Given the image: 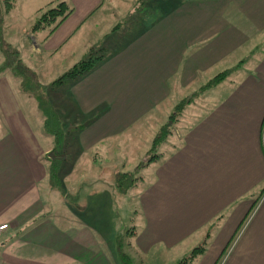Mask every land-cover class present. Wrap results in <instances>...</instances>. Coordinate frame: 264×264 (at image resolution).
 Segmentation results:
<instances>
[{"label":"crops","instance_id":"0c3cea01","mask_svg":"<svg viewBox=\"0 0 264 264\" xmlns=\"http://www.w3.org/2000/svg\"><path fill=\"white\" fill-rule=\"evenodd\" d=\"M62 1L71 11L35 33L37 56H65L54 63L64 72L97 58L65 82L84 121L77 153L138 171L129 190H111H133L137 207L104 208L103 189L89 188L84 208L66 193L48 208L53 149L19 123L0 128V264H180L201 245L187 264H264V0H15L7 24H33ZM124 214L140 224L120 225Z\"/></svg>","mask_w":264,"mask_h":264},{"label":"rangeland","instance_id":"374dc122","mask_svg":"<svg viewBox=\"0 0 264 264\" xmlns=\"http://www.w3.org/2000/svg\"><path fill=\"white\" fill-rule=\"evenodd\" d=\"M9 1H12V4L0 3L3 13V18H0V128L7 127L10 133L13 134L15 130L13 124L19 123L23 128L32 129L29 130L31 139L35 138L36 141L39 139L40 145H43L44 138L46 148L53 149L52 152L47 155V159H50V164L55 163L57 167H52L51 165V168H56V176L60 173L63 178L65 177L68 181L65 186L64 184L59 185V180L54 179L55 176L53 177L51 175V182L46 185L47 192H50V194L55 193V196L53 199L47 201L48 208H55L59 205L60 200L58 193H61V196L63 193H66L67 197L65 201L68 205L72 204L75 208H84L83 204L93 202L87 200V197H85V192L89 188L88 192H97L99 191L98 189H103L101 191L105 194L99 196H101V199L104 196V208H110L111 210L121 208L128 212L129 208L137 207V201L133 198L135 197L133 190L127 195L111 193L112 188H115V190L117 189V191L120 189L119 186L115 185H117V183L119 184L120 177H123L121 172L124 170L122 168L124 161L117 162L116 158H111L110 156H104L103 158L102 156L97 157L98 154L95 153H88L92 156L96 155L94 161L86 162L84 157L80 158L81 154L77 153V132L74 130V125L78 124L84 126V121L79 117L75 120V117H73L74 110L69 108V85L67 83H54V81L60 78L64 73V71L56 70V64L54 63L63 60L65 56L47 55L45 50H42L44 55L40 57L37 56L40 43H38L39 35L35 34L39 29H34L36 22L25 25H10L9 22L7 24L6 16L9 7L13 5L15 0ZM57 5L46 6L41 11L40 17L44 12H47ZM18 9H21L19 2ZM50 26L53 27L54 24ZM9 30L11 33H8V37L10 41L14 42L12 44L15 45L13 47H15V55L18 56L17 58L19 61H16L17 59L14 60L12 54L10 55V50L8 51L6 49V44H10L6 37ZM47 36L48 35H46V38ZM243 74V72H239L236 75L240 77ZM46 110L53 112V116L51 117L54 124L56 120H61L62 130L65 133V142H63V145L66 143V154L67 151H73L71 156L68 154V157L66 156L64 158L65 155H61V151L63 150L56 148V138L47 130L46 121L49 117L46 114ZM7 113L17 115L19 119H15L14 121L6 120ZM2 131L3 130L0 129V133H2ZM152 155L153 151L145 153V159L142 161H146L148 158H151ZM58 157L62 158V165L60 167L58 163L54 161V159ZM73 176L76 178L80 177V179L89 176L95 178V181L88 185L70 183L69 178ZM122 181L124 182V179H122ZM146 181L148 183V180ZM144 185V182L142 183L140 181L138 183V186ZM81 187L82 189L80 190ZM75 191L79 193L76 194ZM94 197V202L98 203V196ZM115 218L119 220L118 222L120 225H125L127 223L129 225L130 223L133 225L140 224L139 217L134 216V214L132 216H125L124 214ZM238 235L239 233L236 238Z\"/></svg>","mask_w":264,"mask_h":264},{"label":"trees","instance_id":"16d2710c","mask_svg":"<svg viewBox=\"0 0 264 264\" xmlns=\"http://www.w3.org/2000/svg\"><path fill=\"white\" fill-rule=\"evenodd\" d=\"M4 2L5 4H12V1L9 0H0V3ZM71 11L69 5L65 2L62 1L60 2L56 7L49 9L47 12H44L41 17L39 18V20L36 22L34 29H41L44 28L46 26H50L52 24H54V26L52 27V30L69 14V12ZM0 18H3V13L1 11V6H0ZM6 49L9 51L10 50V55L12 54V57L18 60V56L15 55V51L14 48L11 44H6ZM92 54V53H91ZM16 57V58H15ZM96 57H94L93 55H91L89 58L87 59H83L79 62H77L76 64H74L73 66H71L70 68H68L62 75L60 78H58L56 81H54V83H58V84H62L65 83L67 80L71 79V78H75L85 72H88L89 70H91L94 66V62L96 61ZM226 72L221 73L219 76L215 77L214 81H219L220 79H224L226 78ZM46 114L48 115V119L46 121L47 123V130L49 131L50 134H52L53 136H55L56 138V148L57 149H63V142L65 140V133L62 130V122L61 120H56L55 124L54 121L52 119L51 116H53V112H49L48 110H46ZM58 119V118H57ZM51 120V121H50ZM51 124V126H50ZM165 132H162L160 135H158L155 140H154V145L157 146L160 142L163 141V139L165 138ZM51 175L54 177L57 174L56 172V168H51L50 169ZM138 171L135 172H121V175L123 177H120L121 179L119 180V184L117 183L116 186H119V192H126L127 190H129L135 183L136 181H138V174L136 173ZM122 179H124V182L122 181ZM127 181V182H126ZM125 186H124V185ZM204 250L203 245L195 248L192 253L190 254L189 257L183 259L180 264H187L190 260H193V258L195 256H197L198 254L202 253Z\"/></svg>","mask_w":264,"mask_h":264},{"label":"built area","instance_id":"2783aa9c","mask_svg":"<svg viewBox=\"0 0 264 264\" xmlns=\"http://www.w3.org/2000/svg\"><path fill=\"white\" fill-rule=\"evenodd\" d=\"M7 228H8V225L7 224L0 226V235H1V232L3 230L7 229Z\"/></svg>","mask_w":264,"mask_h":264}]
</instances>
